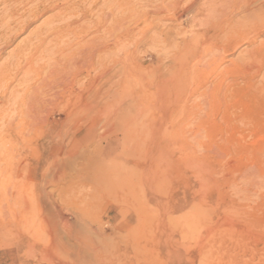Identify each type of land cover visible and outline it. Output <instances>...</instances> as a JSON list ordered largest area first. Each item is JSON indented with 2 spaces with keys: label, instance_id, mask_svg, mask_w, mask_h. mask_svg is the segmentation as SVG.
<instances>
[{
  "label": "rangeland",
  "instance_id": "1",
  "mask_svg": "<svg viewBox=\"0 0 264 264\" xmlns=\"http://www.w3.org/2000/svg\"><path fill=\"white\" fill-rule=\"evenodd\" d=\"M127 1L141 14L125 22L124 83L112 78L107 109L89 132L85 123L75 130L83 116L56 115L62 123L44 126L39 154L53 137L61 151L36 178L0 175L14 186L8 205L0 199V264H264V16L233 31L228 18L242 12L207 15L221 0ZM48 15L18 33L2 59ZM207 18L219 28L205 31ZM19 83L7 93L19 95ZM13 116L0 119V132Z\"/></svg>",
  "mask_w": 264,
  "mask_h": 264
},
{
  "label": "bare ground",
  "instance_id": "2",
  "mask_svg": "<svg viewBox=\"0 0 264 264\" xmlns=\"http://www.w3.org/2000/svg\"><path fill=\"white\" fill-rule=\"evenodd\" d=\"M182 1L168 0V5L177 6ZM0 4L3 5L0 11V119L7 118L9 111L15 114L0 132V175H7L8 179L15 176L34 179L38 175V166L49 156L59 153L62 146V142L53 137L48 152L39 154L38 136L43 132L44 126L61 125V118H56L59 114L66 121L83 116V124H75V130H79L85 123L86 131L89 132V120L102 114L109 105L112 78L117 77L114 82L117 86L124 83L127 58L123 53V46L128 37L125 22L138 19L141 13L129 5L127 0H0ZM220 4L221 11L210 10L207 15H225L228 10L244 14L242 19L228 18L227 23H230L233 31L242 27L244 20L245 23L250 18L253 21H263L261 15L264 16V0H221ZM164 8L169 9L168 6ZM194 11L193 6L184 10L189 14ZM47 13L50 15L43 19L27 39L2 59L4 48L15 36ZM213 21L207 18L202 22L205 31L219 28V24ZM166 37V33L159 34L160 42L166 41ZM62 38L68 39L62 41ZM182 43L186 47L189 42L183 37ZM51 46L54 48L50 49ZM113 48L116 49V54L111 52ZM172 61L174 64L178 62L175 59ZM184 65L172 68L178 70L179 75L184 71ZM16 79L20 81L19 84H23V88L19 95L13 96L14 91H7L10 83ZM176 89L178 88H175L171 96L177 98ZM82 139L81 143L87 137L83 136ZM77 142L79 140L75 139L72 145ZM113 149V146H105L103 153H110ZM29 160L34 161L31 169L24 170L20 164L15 166L16 161L20 163ZM13 187L9 181L0 186V199H4L7 205L8 197L13 195ZM57 218L64 231H67L66 236L74 240V235L68 229L67 219L61 214H57ZM78 248H74L75 255L80 253Z\"/></svg>",
  "mask_w": 264,
  "mask_h": 264
},
{
  "label": "crops",
  "instance_id": "3",
  "mask_svg": "<svg viewBox=\"0 0 264 264\" xmlns=\"http://www.w3.org/2000/svg\"><path fill=\"white\" fill-rule=\"evenodd\" d=\"M77 147H78V145H77ZM149 197H150V196H149ZM149 197H147V199H148Z\"/></svg>",
  "mask_w": 264,
  "mask_h": 264
}]
</instances>
